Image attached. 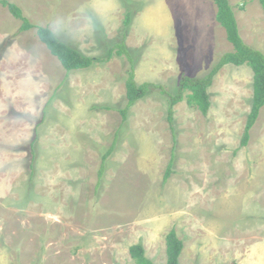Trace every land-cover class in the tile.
<instances>
[{"label":"rangeland","instance_id":"rangeland-1","mask_svg":"<svg viewBox=\"0 0 264 264\" xmlns=\"http://www.w3.org/2000/svg\"><path fill=\"white\" fill-rule=\"evenodd\" d=\"M8 1L88 57L125 43L137 85L172 94L233 52L215 0ZM229 2L244 42L264 54L260 0ZM21 25L0 5V264H135L139 243L167 264L172 229L180 264H264V108L241 146L250 67L220 70L206 116L185 99L171 124L152 90L123 122L126 55L67 72Z\"/></svg>","mask_w":264,"mask_h":264},{"label":"trees","instance_id":"trees-1","mask_svg":"<svg viewBox=\"0 0 264 264\" xmlns=\"http://www.w3.org/2000/svg\"><path fill=\"white\" fill-rule=\"evenodd\" d=\"M264 9V0H260ZM217 6L216 20L225 29L227 40L233 46V52L227 53L221 57L219 63L206 76L194 79L189 76H183L179 82L178 92L169 93L163 86L144 83L137 85L135 78L134 60L129 55L125 43H119L110 48L106 57H88L65 44L48 27H41L32 24L28 18L23 15L22 9L8 0H0V5L9 9L11 14L22 21L21 32H28L36 28L39 40L47 47L49 52L56 57L67 72L74 70L87 69L96 63H108L115 54L119 56L126 55L128 66L126 67V108L119 110L122 114L123 122H127L129 110L141 99L145 98L152 90H158L168 99L169 103V122L174 121V107L179 103L187 101L190 107L196 108L208 115L212 103L209 94V88L212 86L215 76L226 65L243 66L246 65L253 72V99L251 111L248 115L245 131L241 141V146L246 147L250 141V132L260 117L261 110L264 108V54L248 46L241 37L238 21L235 12L230 5L229 0H215ZM130 15L125 19V28L130 24ZM189 92V93H187ZM36 144V141H35ZM109 156V154L107 155ZM104 163L105 159L103 158ZM173 164V163H172ZM104 170L102 171L103 174ZM171 176V167L168 168L164 181ZM184 250V242L179 239L176 230L172 229L166 236V255L167 264H180V257ZM130 255L135 264H154L147 256L141 243L130 247Z\"/></svg>","mask_w":264,"mask_h":264},{"label":"crops","instance_id":"crops-1","mask_svg":"<svg viewBox=\"0 0 264 264\" xmlns=\"http://www.w3.org/2000/svg\"><path fill=\"white\" fill-rule=\"evenodd\" d=\"M238 21V20H237ZM238 25H239V22H238ZM239 30H240V32H241V27L239 26Z\"/></svg>","mask_w":264,"mask_h":264}]
</instances>
